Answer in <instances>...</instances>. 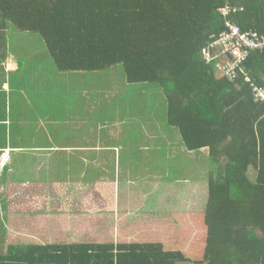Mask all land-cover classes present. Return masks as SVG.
Returning <instances> with one entry per match:
<instances>
[{"label": "trees", "instance_id": "obj_1", "mask_svg": "<svg viewBox=\"0 0 264 264\" xmlns=\"http://www.w3.org/2000/svg\"><path fill=\"white\" fill-rule=\"evenodd\" d=\"M227 20L264 34V0H0V61L16 57L11 79L31 95L70 106L87 82L89 99L134 110L130 132L168 133L179 160L209 148L216 166L201 179L123 182L118 211H11L8 226L0 214V264H264V50L231 80V57L213 45ZM117 68L112 82L99 75ZM99 76L108 86L89 89ZM24 153L12 151L1 183L11 167L14 179H52L46 158Z\"/></svg>", "mask_w": 264, "mask_h": 264}, {"label": "crops", "instance_id": "obj_2", "mask_svg": "<svg viewBox=\"0 0 264 264\" xmlns=\"http://www.w3.org/2000/svg\"><path fill=\"white\" fill-rule=\"evenodd\" d=\"M20 66L13 55L0 61V152L5 148L20 151L21 162L22 154L31 152L24 154L33 165L43 161L40 157L46 158L42 163L49 165L53 175L51 180L45 178L48 182L22 181L11 178L19 170L11 167L9 176L6 173L10 178H3L0 189L3 197L0 214L6 218L5 223L11 211H118L123 182L163 178L155 175L158 172L150 174L148 165L137 160L149 143H135L139 134L130 132L126 126L125 117L132 110L123 113L122 104L111 107L107 101L103 102V97L89 99L88 89L84 87L87 82L66 95L71 100L70 106H59L49 94L40 100L38 93L31 95L24 87L26 79H11V74L18 72ZM11 111L19 115L17 121L10 117ZM14 121L17 123L13 125ZM142 135L146 140L153 137ZM45 150L48 159L47 153L42 154ZM138 164L142 167L141 173L136 170Z\"/></svg>", "mask_w": 264, "mask_h": 264}, {"label": "rangeland", "instance_id": "obj_3", "mask_svg": "<svg viewBox=\"0 0 264 264\" xmlns=\"http://www.w3.org/2000/svg\"><path fill=\"white\" fill-rule=\"evenodd\" d=\"M120 71V68H117V70H112L111 72H103L99 75L110 77L112 82V79H114L115 77L119 78L121 74ZM100 78L101 76L90 81L88 88L91 89L92 84L96 85L97 87L108 86V82L106 83L107 80H99ZM132 111L134 113V110ZM137 119H140V117L137 116ZM141 132L153 135V137L151 136L148 140H146L147 138L142 135L138 136V141L137 139L135 140V143L139 142V144L142 142L149 143L147 149L142 150V153L137 160L139 162H144V166L148 165L150 170L154 169L155 172H158V175L155 173L157 177L174 178L181 180H188L189 178L201 179L202 177H206L202 174L203 172L207 171L208 167H210L209 171L211 170V166L212 168H216V166L214 165L208 166L210 159L209 148H203L199 152H188V158L182 157L179 160V152L182 151L183 147L179 146V142L174 140L175 138L172 137L173 139L171 140V136L168 133L158 134L155 132V130H153L152 133L151 130L147 127H143ZM141 132L139 135L142 134ZM158 137H161L162 140H160ZM165 140H169V143L163 145L162 142ZM159 141L160 143L157 144V142ZM136 147L138 148V146ZM45 152L47 151L45 150ZM175 169H177L178 171L176 172ZM7 222L8 221H6V225L8 226Z\"/></svg>", "mask_w": 264, "mask_h": 264}, {"label": "built area", "instance_id": "obj_4", "mask_svg": "<svg viewBox=\"0 0 264 264\" xmlns=\"http://www.w3.org/2000/svg\"><path fill=\"white\" fill-rule=\"evenodd\" d=\"M231 9V5H228L222 8V12L228 15L231 13ZM227 27L228 30L222 32L213 45H221L222 53L231 57L225 64L224 69L225 74L231 80H235L239 70H241L251 53L257 50H264V34H259L256 31L247 32L230 20H227ZM206 56L211 59L210 52H206ZM256 89L257 97L264 100V89ZM11 158L10 149H5L0 155V185L4 170L9 165Z\"/></svg>", "mask_w": 264, "mask_h": 264}, {"label": "clouds", "instance_id": "obj_5", "mask_svg": "<svg viewBox=\"0 0 264 264\" xmlns=\"http://www.w3.org/2000/svg\"><path fill=\"white\" fill-rule=\"evenodd\" d=\"M4 150H5V149H3V151H4ZM3 151H2V152H3ZM12 151H13V150H11V157H12Z\"/></svg>", "mask_w": 264, "mask_h": 264}]
</instances>
